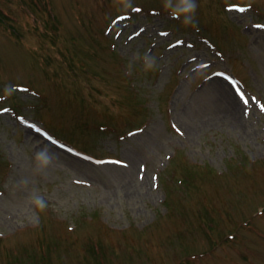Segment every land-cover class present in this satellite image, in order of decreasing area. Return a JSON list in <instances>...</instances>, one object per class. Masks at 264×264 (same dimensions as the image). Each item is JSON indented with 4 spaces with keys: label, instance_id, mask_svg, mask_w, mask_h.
<instances>
[{
    "label": "rangeland",
    "instance_id": "obj_1",
    "mask_svg": "<svg viewBox=\"0 0 264 264\" xmlns=\"http://www.w3.org/2000/svg\"><path fill=\"white\" fill-rule=\"evenodd\" d=\"M196 3L0 0V264H264V0Z\"/></svg>",
    "mask_w": 264,
    "mask_h": 264
},
{
    "label": "clouds",
    "instance_id": "obj_2",
    "mask_svg": "<svg viewBox=\"0 0 264 264\" xmlns=\"http://www.w3.org/2000/svg\"><path fill=\"white\" fill-rule=\"evenodd\" d=\"M122 2L125 9L132 7L131 0H122ZM197 7L196 0H165V8L173 9V17L183 16L182 22L185 26L193 25ZM143 60L144 71H154L158 68L156 57L145 55ZM130 67L131 66L129 65V68ZM127 74H131V72L129 71ZM8 94L10 95V93ZM35 160L37 163V169L41 170L49 166L52 156L49 154L47 148H44L36 153ZM30 200L40 211H44L48 207L47 201L43 196L33 194L30 196Z\"/></svg>",
    "mask_w": 264,
    "mask_h": 264
},
{
    "label": "bare ground",
    "instance_id": "obj_3",
    "mask_svg": "<svg viewBox=\"0 0 264 264\" xmlns=\"http://www.w3.org/2000/svg\"><path fill=\"white\" fill-rule=\"evenodd\" d=\"M225 96H226V98H228V96H227V95H225ZM228 100H229V99H228ZM230 101H231V100H229V102H230ZM230 103H231V102H230ZM232 108H233V109H232V113L234 112V113L236 114V112H237V111H236V107H235V106H233Z\"/></svg>",
    "mask_w": 264,
    "mask_h": 264
},
{
    "label": "snow or ice",
    "instance_id": "obj_4",
    "mask_svg": "<svg viewBox=\"0 0 264 264\" xmlns=\"http://www.w3.org/2000/svg\"><path fill=\"white\" fill-rule=\"evenodd\" d=\"M136 11H140L139 9H137ZM244 103L245 104H247L248 103V101L247 100H244ZM5 111H7V110H5ZM117 163H122V162H120V161H117Z\"/></svg>",
    "mask_w": 264,
    "mask_h": 264
}]
</instances>
